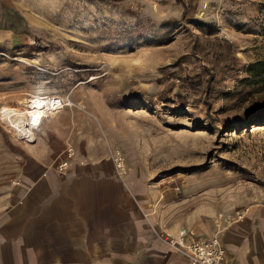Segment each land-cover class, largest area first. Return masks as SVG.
Masks as SVG:
<instances>
[{"label":"rangeland","instance_id":"1","mask_svg":"<svg viewBox=\"0 0 264 264\" xmlns=\"http://www.w3.org/2000/svg\"><path fill=\"white\" fill-rule=\"evenodd\" d=\"M220 45L233 68L230 58L213 66ZM263 57L264 0H0V161L25 139L7 111L39 97L71 101L63 108L106 101L131 141L111 147L125 180L156 188L160 207L188 197L223 213L231 229L264 206V123L240 126L248 102L227 92ZM205 64L220 89L210 107L180 84Z\"/></svg>","mask_w":264,"mask_h":264},{"label":"crops","instance_id":"2","mask_svg":"<svg viewBox=\"0 0 264 264\" xmlns=\"http://www.w3.org/2000/svg\"><path fill=\"white\" fill-rule=\"evenodd\" d=\"M105 102L55 111L0 161V264H189L167 239L183 227L187 241L212 235L216 217L204 206L175 197L160 207L156 188L118 176L111 147L131 141ZM68 144L76 156L61 171ZM250 212L223 233L227 264H264V206Z\"/></svg>","mask_w":264,"mask_h":264},{"label":"trees","instance_id":"3","mask_svg":"<svg viewBox=\"0 0 264 264\" xmlns=\"http://www.w3.org/2000/svg\"><path fill=\"white\" fill-rule=\"evenodd\" d=\"M186 14V12H185ZM228 43V41H226ZM227 47L220 45L214 56V67L234 59L227 67L233 66L237 60L234 53L228 51ZM233 68V67H230ZM214 73L206 64L203 65V72L200 75L186 76L180 80L182 86L189 85L194 90H201L208 107L211 106L209 97L217 95L220 89L216 83ZM229 97L243 98L248 104L243 107L242 115L236 119L240 126H249L252 123H264V57L249 63L245 75L239 79L233 90L227 92Z\"/></svg>","mask_w":264,"mask_h":264},{"label":"built area","instance_id":"4","mask_svg":"<svg viewBox=\"0 0 264 264\" xmlns=\"http://www.w3.org/2000/svg\"><path fill=\"white\" fill-rule=\"evenodd\" d=\"M58 105L68 106L71 105V101H52ZM46 119L47 117H42ZM75 156V149L72 146L66 148V157L59 163V169L66 171L69 167V163ZM113 161L116 166L117 174L122 179L127 173L126 164L124 157L120 152H116L113 156ZM175 189L179 190L177 186ZM145 217L148 218L150 214L144 213ZM233 223L232 219L225 216L223 213H219L215 219V227L211 236L195 240L187 241V236L191 233L187 228L183 227L179 230L177 238L167 239L169 243L176 247L180 252L184 253L189 264H227L228 263V252L223 241V233ZM151 229L156 231V225L149 222ZM162 237V234H160Z\"/></svg>","mask_w":264,"mask_h":264},{"label":"bare ground","instance_id":"5","mask_svg":"<svg viewBox=\"0 0 264 264\" xmlns=\"http://www.w3.org/2000/svg\"><path fill=\"white\" fill-rule=\"evenodd\" d=\"M52 101L60 100L55 97H39L28 101L27 109L9 110L5 113V124L19 137L34 140V127L40 125L42 117H49L47 114H52L64 107L63 105L57 106L55 102L51 103Z\"/></svg>","mask_w":264,"mask_h":264}]
</instances>
